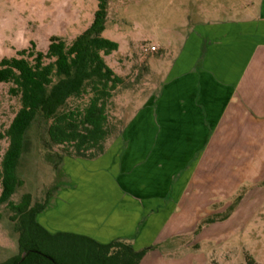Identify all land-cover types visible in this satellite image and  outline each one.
<instances>
[{
	"label": "rangeland",
	"instance_id": "obj_1",
	"mask_svg": "<svg viewBox=\"0 0 264 264\" xmlns=\"http://www.w3.org/2000/svg\"><path fill=\"white\" fill-rule=\"evenodd\" d=\"M109 1L105 38L116 42L119 50L106 61L124 78L108 108L109 143L110 153L120 158L125 150V126L149 97L151 87L161 82L147 66L160 52L152 55L144 49L155 44L164 50L179 41L191 7L198 0ZM237 4L240 11L242 3ZM97 8V0H0V61L32 50V43L37 51L46 52L53 37L71 44L90 27ZM225 14L221 19L235 16L234 12ZM132 47H142L143 54L132 55L126 64L121 56ZM9 89L10 85L0 84V135L21 108ZM88 98L72 101L70 108L84 107ZM259 125H226L211 145L210 155H205L209 157L200 161L199 152L176 177L170 203L157 211L158 229H165L156 247L161 256L151 254L148 263L264 264V128ZM46 131L42 121L29 129L18 169L24 186L12 199L19 203L23 195L32 194L44 202L51 192L48 211L59 188L63 183L69 185V180L63 166L56 170L46 158ZM7 148L8 141L0 139V162ZM11 215L5 206L0 208V262L18 254V235ZM208 219H215V223H206Z\"/></svg>",
	"mask_w": 264,
	"mask_h": 264
},
{
	"label": "crops",
	"instance_id": "obj_2",
	"mask_svg": "<svg viewBox=\"0 0 264 264\" xmlns=\"http://www.w3.org/2000/svg\"><path fill=\"white\" fill-rule=\"evenodd\" d=\"M191 8L179 41L164 50L151 44L160 56L147 66L161 82L125 126L123 155L111 154L109 143L97 160L64 159L69 185L59 188L44 219L37 216L50 233L125 240L136 251L154 247L140 263L152 264L148 257L161 256L156 247L165 231L157 211L170 203L176 177L199 152L200 161L209 157L226 125L264 128V0H198ZM228 12L235 16L221 19ZM142 50L120 56L128 64Z\"/></svg>",
	"mask_w": 264,
	"mask_h": 264
},
{
	"label": "trees",
	"instance_id": "obj_3",
	"mask_svg": "<svg viewBox=\"0 0 264 264\" xmlns=\"http://www.w3.org/2000/svg\"><path fill=\"white\" fill-rule=\"evenodd\" d=\"M97 5L90 27L71 44L53 37L46 52L37 51L32 43V50L0 61V84L10 85L9 94L21 105L0 135L8 141L0 162V208L10 210L18 235V254L0 264H140L154 248L136 251L125 240L102 244L82 235L52 234L37 219L48 207L51 192L44 202L32 194L23 195L19 203L12 199L24 186L18 169L28 131L38 121L47 126L46 158L56 170L66 157L94 161L107 151L112 135L108 108L124 79L105 59L119 49L116 42L103 37L110 1L97 0ZM85 96L89 98L84 107L70 108L72 101ZM206 223L213 224L215 219Z\"/></svg>",
	"mask_w": 264,
	"mask_h": 264
},
{
	"label": "built area",
	"instance_id": "obj_4",
	"mask_svg": "<svg viewBox=\"0 0 264 264\" xmlns=\"http://www.w3.org/2000/svg\"><path fill=\"white\" fill-rule=\"evenodd\" d=\"M156 47H154V46H152V47H150V48H146L144 51L145 52H150V53H153V52H156Z\"/></svg>",
	"mask_w": 264,
	"mask_h": 264
}]
</instances>
